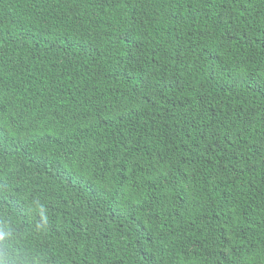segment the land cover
Segmentation results:
<instances>
[{"label":"trees","instance_id":"trees-1","mask_svg":"<svg viewBox=\"0 0 264 264\" xmlns=\"http://www.w3.org/2000/svg\"><path fill=\"white\" fill-rule=\"evenodd\" d=\"M0 264H264V0H0Z\"/></svg>","mask_w":264,"mask_h":264},{"label":"clouds","instance_id":"clouds-1","mask_svg":"<svg viewBox=\"0 0 264 264\" xmlns=\"http://www.w3.org/2000/svg\"><path fill=\"white\" fill-rule=\"evenodd\" d=\"M12 236V232L9 229L0 228V242H5L10 239ZM16 264V262H15Z\"/></svg>","mask_w":264,"mask_h":264}]
</instances>
